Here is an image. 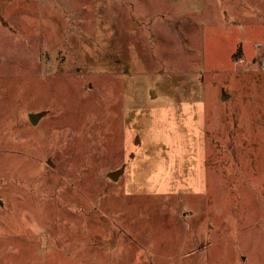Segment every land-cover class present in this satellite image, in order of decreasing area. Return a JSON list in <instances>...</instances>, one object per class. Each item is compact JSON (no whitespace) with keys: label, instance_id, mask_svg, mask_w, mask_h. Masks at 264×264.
Here are the masks:
<instances>
[{"label":"rangeland","instance_id":"1","mask_svg":"<svg viewBox=\"0 0 264 264\" xmlns=\"http://www.w3.org/2000/svg\"><path fill=\"white\" fill-rule=\"evenodd\" d=\"M0 199V264H264V0H0Z\"/></svg>","mask_w":264,"mask_h":264},{"label":"water","instance_id":"2","mask_svg":"<svg viewBox=\"0 0 264 264\" xmlns=\"http://www.w3.org/2000/svg\"><path fill=\"white\" fill-rule=\"evenodd\" d=\"M228 95H224V99L227 98ZM43 115V113H31L29 115V119L32 124H37L38 119ZM124 172V168L117 169L115 171H111L108 173V177L111 178L112 180L116 181L120 175ZM3 204V201L0 199V205Z\"/></svg>","mask_w":264,"mask_h":264}]
</instances>
